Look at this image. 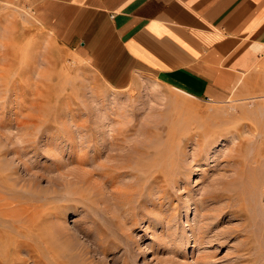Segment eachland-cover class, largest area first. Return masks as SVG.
Returning a JSON list of instances; mask_svg holds the SVG:
<instances>
[{
    "label": "rangeland",
    "instance_id": "1",
    "mask_svg": "<svg viewBox=\"0 0 264 264\" xmlns=\"http://www.w3.org/2000/svg\"><path fill=\"white\" fill-rule=\"evenodd\" d=\"M257 90L111 85L26 1L0 4V264L264 262Z\"/></svg>",
    "mask_w": 264,
    "mask_h": 264
},
{
    "label": "crops",
    "instance_id": "2",
    "mask_svg": "<svg viewBox=\"0 0 264 264\" xmlns=\"http://www.w3.org/2000/svg\"><path fill=\"white\" fill-rule=\"evenodd\" d=\"M26 1L39 25L79 50L111 85L136 75L226 102L264 79V0ZM250 92V91H249Z\"/></svg>",
    "mask_w": 264,
    "mask_h": 264
},
{
    "label": "bare ground",
    "instance_id": "3",
    "mask_svg": "<svg viewBox=\"0 0 264 264\" xmlns=\"http://www.w3.org/2000/svg\"><path fill=\"white\" fill-rule=\"evenodd\" d=\"M241 139H242V138H241ZM243 141H244V140H243ZM243 143H244V142H243ZM243 143H242V144H243ZM261 143L264 144V142H261ZM261 145H262V144H261ZM99 149H100V148H99ZM97 154H98V153H97ZM260 154H261V153H260ZM96 156H97V155H96ZM98 168H99V169L102 168V170H103V167H101V165H100V166L98 165V167H97L96 169H94V170H96V171H94V173L96 172L95 175H97V176L100 177V178L108 179L109 174H107V172H105V171L99 170ZM97 170H98V171H97ZM150 170H153V169H150ZM150 170H149V171H150ZM155 170H156V169H155ZM140 171H141V169L139 170V172H140ZM136 172H137V171H136ZM136 172H135V173H136ZM142 172H143V171H142ZM151 172H152V171H151ZM151 172H149V173H151ZM153 172H154V171H153ZM155 173H156V172H155ZM157 174H158V172H157L155 175H153V179H152V181H151V182L154 183V184H156L157 182H159V179H158V176H159V175L157 176ZM146 175H147V173H146ZM105 179H104V180H105ZM150 179H151V177L149 178V180H150ZM146 180H147V179H146ZM106 182H107V180H106ZM106 182L104 181V183H106ZM146 182H147V181H146ZM148 182H150V181H148ZM148 182H147V183H148ZM97 183H98V186H99L98 188H100V187L102 186V184H103V180H102V183H101V179H99V181H98ZM154 184H153V185H154ZM104 185H106V184H104ZM149 185H150V184H149ZM151 186H152V185H151ZM255 186H256V185H255ZM98 191H99V190H98ZM101 191H102V190H101ZM136 192H137V193H134V195L137 194L138 197H139V194H138V193L141 192V191H139V192L136 191ZM132 194H133V193H131V195H130L131 197H132ZM236 194H237V193H236ZM125 195H126V194H124V195L122 196V198H124ZM127 196H128V195H127ZM141 196H142V195H141ZM135 197H136V196H135ZM135 197H134V198H135ZM138 197H137V198H138ZM234 199H236V198H234ZM122 200H123V199H122ZM127 200H128V199H127ZM236 203H237V202H236ZM229 206H230V205H229ZM230 207H231V206H230ZM242 208H244V207L242 206ZM242 208H240V210H242ZM237 210H238V209H237ZM234 211H235V210L233 209V213H234ZM239 212L242 213L243 211H239ZM239 212H238V213H239ZM7 213H8V212H7ZM7 213L4 214V215H7ZM10 213H11V212H10ZM10 215H11V214H10ZM12 215H13V214H12ZM245 216H246V215H245ZM240 217H241V216H240ZM243 217H244V216H243ZM200 238H201V237H200ZM201 239H202V238H201ZM4 240H5V239H4ZM196 241H197V240H196ZM198 243H199V242H198ZM248 243H249V241H248ZM246 244H247V243H246ZM246 247H247V246H246ZM241 256H242V255H241ZM256 261H257V260H256ZM263 261H264V260H263ZM256 264H264V262H257Z\"/></svg>",
    "mask_w": 264,
    "mask_h": 264
}]
</instances>
